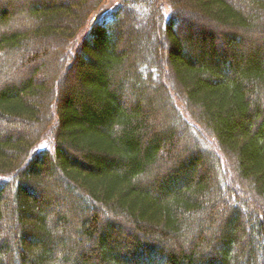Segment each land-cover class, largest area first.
<instances>
[{"label":"trees","instance_id":"1","mask_svg":"<svg viewBox=\"0 0 264 264\" xmlns=\"http://www.w3.org/2000/svg\"><path fill=\"white\" fill-rule=\"evenodd\" d=\"M3 1L0 264H264V0Z\"/></svg>","mask_w":264,"mask_h":264},{"label":"rangeland","instance_id":"2","mask_svg":"<svg viewBox=\"0 0 264 264\" xmlns=\"http://www.w3.org/2000/svg\"><path fill=\"white\" fill-rule=\"evenodd\" d=\"M121 1L122 0H109L106 5V11L102 14H99V12L96 13L93 19L101 20L105 18L104 16L109 15L112 10L116 9L120 5ZM135 1L136 0H129L131 3ZM159 1L164 4V13L167 16L169 14L167 2H165V0ZM4 2L5 1L0 0V4L4 5L5 7L8 5V3L5 2L4 4ZM18 2L20 5H27L24 0H18ZM6 7L9 8V6ZM244 12H246V9H244ZM31 23V20H26L23 16L19 18L17 17L16 20L8 24L6 27L0 26V33L6 32L8 29L15 30L23 28V30H28L32 27ZM143 24L146 25L145 23ZM141 25L136 24L135 27L142 31L145 28H142L143 26L141 27ZM144 39L141 37V51L144 50L145 52L149 53L152 51V49L156 48V44L154 42L155 40L152 36ZM30 58L33 60L30 61ZM4 59H6L8 62L6 67L4 65V72L0 70V86L4 84L3 82H17L18 79L28 76L32 69H36L38 65L41 66V69H39V71L34 74V78L37 81L49 82L53 78L54 74H56V71H60L62 69L61 67L63 62L60 54H58L55 50V46H52L48 40L43 38L38 40L32 39L26 49L19 50L17 53L12 51ZM10 131L19 133L31 132V129L25 124H20L16 121L7 122L0 118V134Z\"/></svg>","mask_w":264,"mask_h":264}]
</instances>
